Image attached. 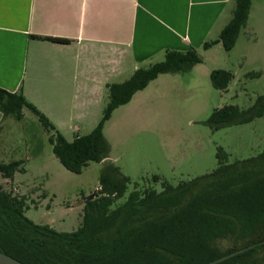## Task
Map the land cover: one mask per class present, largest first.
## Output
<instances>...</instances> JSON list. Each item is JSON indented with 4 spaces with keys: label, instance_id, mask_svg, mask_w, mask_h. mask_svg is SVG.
Instances as JSON below:
<instances>
[{
    "label": "trees",
    "instance_id": "trees-1",
    "mask_svg": "<svg viewBox=\"0 0 264 264\" xmlns=\"http://www.w3.org/2000/svg\"><path fill=\"white\" fill-rule=\"evenodd\" d=\"M253 0H236L230 23L219 38L204 44L208 50L221 43L227 52L236 46L245 28ZM65 43L59 38H46ZM201 61L198 51H169L162 62L138 69L128 80L111 84L103 117L89 134L68 141L22 93L0 89L4 116L23 120L26 110L37 116L49 134L54 155L72 173L81 174L92 162L102 164L101 192L84 205L82 225L57 232L36 225L25 214L27 197L13 196L0 184V251L24 264H207L257 245L217 264H264V152L229 162L223 150L218 166L205 175L163 184L161 192L137 187L127 200L131 179L113 159L104 126L113 112L161 74L187 71ZM249 76H259L257 73ZM213 87L227 92L231 71L210 74ZM264 116V95L249 108L225 105L212 113L209 124L219 130L243 125ZM25 172L24 161L0 163V178L12 180ZM154 179L159 180L158 176Z\"/></svg>",
    "mask_w": 264,
    "mask_h": 264
},
{
    "label": "rangeland",
    "instance_id": "rangeland-1",
    "mask_svg": "<svg viewBox=\"0 0 264 264\" xmlns=\"http://www.w3.org/2000/svg\"><path fill=\"white\" fill-rule=\"evenodd\" d=\"M198 55L201 61L189 70L161 74L152 80L106 122L104 136L112 147L111 160L131 179L117 205L136 187L141 193L149 189L161 192L165 183L177 186L212 172L218 166L220 150L228 154L229 162L264 152V116L219 130L209 124L215 109L225 105L249 108L264 95V0H253L233 50L227 52L222 44H216ZM216 69L234 75L227 92L211 83L210 74ZM253 73L259 76H249ZM76 113L72 133L53 123L68 141L91 133L103 117V113L98 114V103ZM24 119L6 129L2 125L0 152L9 157L17 150L21 155L29 142L32 155L24 161L25 172H17L13 180L0 178V184L13 196L27 197L25 214L36 225L50 226L57 232L75 231L82 225L86 200L101 192L103 166L92 162L81 174L70 172L54 155L50 136L37 116L26 110ZM57 121L65 124L66 119Z\"/></svg>",
    "mask_w": 264,
    "mask_h": 264
},
{
    "label": "crops",
    "instance_id": "crops-1",
    "mask_svg": "<svg viewBox=\"0 0 264 264\" xmlns=\"http://www.w3.org/2000/svg\"><path fill=\"white\" fill-rule=\"evenodd\" d=\"M235 7L236 0H0V89L22 93L72 133L76 111L98 103L103 113L109 85L169 51L208 52L204 44L219 38ZM25 121L0 110V135L3 126ZM32 152L28 142L21 155L0 152V163L25 161Z\"/></svg>",
    "mask_w": 264,
    "mask_h": 264
},
{
    "label": "water",
    "instance_id": "water-1",
    "mask_svg": "<svg viewBox=\"0 0 264 264\" xmlns=\"http://www.w3.org/2000/svg\"><path fill=\"white\" fill-rule=\"evenodd\" d=\"M95 195H96V194L92 195V196L90 197V199L94 198ZM260 244H264V241L261 242V243H259V245H260ZM256 246H257V245H252V246H250V247H247V248L241 249V250H239V251H237V252H234V253H232V254H230V255H226V256H224V257L218 259V260L212 261V262L207 263V264H217V263H219V262H222V261H224V260H226V259H228V258H231V257H233V256H235V255H237V254L243 253L244 251L249 250V249H251V248H254V247H256ZM0 264H24V263H22L21 261H19V260L13 258L12 256H9V255L3 253L2 251H0Z\"/></svg>",
    "mask_w": 264,
    "mask_h": 264
}]
</instances>
